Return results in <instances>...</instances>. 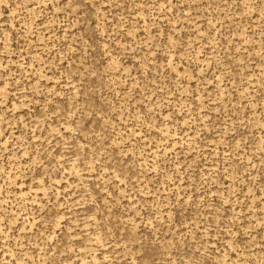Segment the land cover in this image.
Here are the masks:
<instances>
[{"label":"rangeland","instance_id":"rangeland-1","mask_svg":"<svg viewBox=\"0 0 264 264\" xmlns=\"http://www.w3.org/2000/svg\"><path fill=\"white\" fill-rule=\"evenodd\" d=\"M0 264H264V0H0Z\"/></svg>","mask_w":264,"mask_h":264}]
</instances>
